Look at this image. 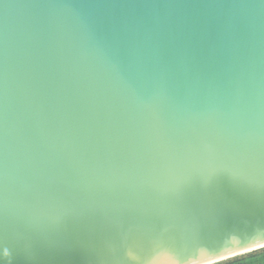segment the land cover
<instances>
[{
	"label": "water",
	"instance_id": "95a60500",
	"mask_svg": "<svg viewBox=\"0 0 264 264\" xmlns=\"http://www.w3.org/2000/svg\"><path fill=\"white\" fill-rule=\"evenodd\" d=\"M161 225L264 249V0H0V264H172L121 241Z\"/></svg>",
	"mask_w": 264,
	"mask_h": 264
},
{
	"label": "snow or ice",
	"instance_id": "6c2138e0",
	"mask_svg": "<svg viewBox=\"0 0 264 264\" xmlns=\"http://www.w3.org/2000/svg\"><path fill=\"white\" fill-rule=\"evenodd\" d=\"M135 240L140 243L146 242L152 247L164 249L176 255L175 261L172 264H181V254L193 243V241L182 240L172 233V230L163 227L162 225L156 230L148 233H138L135 230L129 231L126 236L122 237L121 241ZM100 255L114 256L117 252L115 243L109 244L101 250H97ZM100 264H115L114 261H101Z\"/></svg>",
	"mask_w": 264,
	"mask_h": 264
},
{
	"label": "trees",
	"instance_id": "16d2710c",
	"mask_svg": "<svg viewBox=\"0 0 264 264\" xmlns=\"http://www.w3.org/2000/svg\"><path fill=\"white\" fill-rule=\"evenodd\" d=\"M217 264H264V249L250 252Z\"/></svg>",
	"mask_w": 264,
	"mask_h": 264
}]
</instances>
